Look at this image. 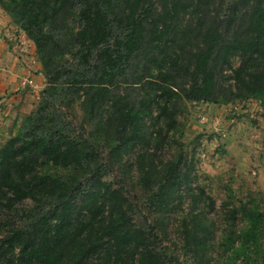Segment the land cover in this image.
Segmentation results:
<instances>
[{
	"label": "trees",
	"instance_id": "16d2710c",
	"mask_svg": "<svg viewBox=\"0 0 264 264\" xmlns=\"http://www.w3.org/2000/svg\"><path fill=\"white\" fill-rule=\"evenodd\" d=\"M214 2L0 0V7L33 43L46 91L80 98L84 121L99 123L114 148L140 145L138 166L147 179L154 161L151 140L157 148L169 132L178 135L184 101L264 98V0H230L224 16ZM68 17L73 28L65 24ZM67 53L77 64L63 69L58 59ZM147 119L150 130L144 127ZM87 143L50 121L40 105L0 146V209L17 213L25 200L33 203L21 211L25 224L10 227L0 239V263L163 264L134 223L122 190L101 174L87 182L76 176L89 164ZM180 157L155 175L162 199L187 182ZM227 198L223 206L229 207L231 228L239 209L231 193ZM195 199H207L209 210L214 208L202 188ZM242 218L237 251L258 245L264 233V213L243 208ZM197 222L195 215L182 221L195 253L206 244L205 228Z\"/></svg>",
	"mask_w": 264,
	"mask_h": 264
},
{
	"label": "rangeland",
	"instance_id": "374dc122",
	"mask_svg": "<svg viewBox=\"0 0 264 264\" xmlns=\"http://www.w3.org/2000/svg\"><path fill=\"white\" fill-rule=\"evenodd\" d=\"M229 2L225 0L219 8V0H215L213 6L220 16L227 12L225 6ZM188 17L185 15L186 20ZM70 18L65 24L73 28L75 24ZM16 44L32 66L29 76L37 74L41 64L33 50L34 45L31 47L30 43L19 40ZM58 61L63 69L77 64L71 53ZM225 73L230 74V70ZM22 76L15 80L14 88L9 86L10 91L5 89L0 94V99L5 97L0 101V146L17 132L27 115L42 105L50 121L60 122L67 134L81 141L87 139V147L91 145L86 148L90 155L89 164L76 176L87 182L90 177L101 174L122 190L134 223L147 233L150 246L161 255L163 264H263V231L258 245L243 251H237V248L241 241L238 236L245 227L242 209L254 208L264 213V98L228 103L184 101L177 117L178 135L169 132L157 148L151 140L148 151L154 154L152 177L145 179L138 166L137 153L143 150L140 145L114 148L113 142L103 137L104 129L99 123L84 121L80 98L64 94L62 90L47 92L48 83L44 76L37 85L32 82L34 88H21V80L28 78L27 75ZM64 78L63 73L56 84L59 85ZM144 127L150 130V119L146 120ZM179 155V168L187 172V182L177 187L171 197L162 199L155 175ZM199 188L212 197V210L207 206V199H195ZM229 193L233 195L234 206L239 209L238 219L231 227L235 234L230 232L229 207L223 206ZM32 204L25 200L17 206V213L0 209V239L10 227L25 224L26 216L21 211ZM194 215L206 233L204 250L198 253L186 244L182 225L184 219L189 220ZM203 234L200 230V236ZM232 238L235 241H231Z\"/></svg>",
	"mask_w": 264,
	"mask_h": 264
},
{
	"label": "crops",
	"instance_id": "0c3cea01",
	"mask_svg": "<svg viewBox=\"0 0 264 264\" xmlns=\"http://www.w3.org/2000/svg\"><path fill=\"white\" fill-rule=\"evenodd\" d=\"M17 40L21 43H30L29 45H31V47L33 46L32 42L23 32L18 30L11 18L0 7V94H2L5 89H8L9 86L13 87L15 85V80L18 77L22 78V75H27L34 85H37L40 79H43L40 70L37 74H31L29 76V71L32 66L30 62L25 59L26 56L20 52L21 48L17 46ZM37 69H40L39 66H37ZM33 84L27 87H33ZM15 90L16 89L12 91ZM7 91L10 90L8 89ZM2 100H5V97L0 99V101Z\"/></svg>",
	"mask_w": 264,
	"mask_h": 264
},
{
	"label": "built area",
	"instance_id": "2783aa9c",
	"mask_svg": "<svg viewBox=\"0 0 264 264\" xmlns=\"http://www.w3.org/2000/svg\"><path fill=\"white\" fill-rule=\"evenodd\" d=\"M31 84H32L31 79H29V78H23L21 80V82H20V87L21 88H25V87H27L28 85H31Z\"/></svg>",
	"mask_w": 264,
	"mask_h": 264
}]
</instances>
